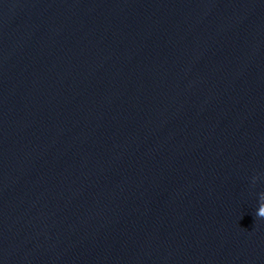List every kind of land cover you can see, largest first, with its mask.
Here are the masks:
<instances>
[{
    "label": "water",
    "instance_id": "1",
    "mask_svg": "<svg viewBox=\"0 0 264 264\" xmlns=\"http://www.w3.org/2000/svg\"><path fill=\"white\" fill-rule=\"evenodd\" d=\"M264 0H0V264H264Z\"/></svg>",
    "mask_w": 264,
    "mask_h": 264
},
{
    "label": "clouds",
    "instance_id": "2",
    "mask_svg": "<svg viewBox=\"0 0 264 264\" xmlns=\"http://www.w3.org/2000/svg\"><path fill=\"white\" fill-rule=\"evenodd\" d=\"M261 200L264 201V193H261ZM256 216L259 218H264V203H260Z\"/></svg>",
    "mask_w": 264,
    "mask_h": 264
}]
</instances>
